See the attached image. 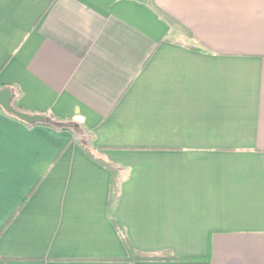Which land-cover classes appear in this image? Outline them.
<instances>
[{
    "label": "crops",
    "instance_id": "0c3cea01",
    "mask_svg": "<svg viewBox=\"0 0 264 264\" xmlns=\"http://www.w3.org/2000/svg\"><path fill=\"white\" fill-rule=\"evenodd\" d=\"M6 87L0 264H264V0H0Z\"/></svg>",
    "mask_w": 264,
    "mask_h": 264
},
{
    "label": "water",
    "instance_id": "95a60500",
    "mask_svg": "<svg viewBox=\"0 0 264 264\" xmlns=\"http://www.w3.org/2000/svg\"><path fill=\"white\" fill-rule=\"evenodd\" d=\"M12 92L10 88L0 89V107L5 109L8 113L15 115L19 119L25 121L28 124L38 123L45 120V116L41 114H29L15 110L12 107Z\"/></svg>",
    "mask_w": 264,
    "mask_h": 264
},
{
    "label": "trees",
    "instance_id": "16d2710c",
    "mask_svg": "<svg viewBox=\"0 0 264 264\" xmlns=\"http://www.w3.org/2000/svg\"><path fill=\"white\" fill-rule=\"evenodd\" d=\"M12 95H13V98H12V107L15 109V110H18V111H21V112H23L20 108H19V106H18V104H17V99L15 98V97H17L15 94H14V92H12ZM6 113H8L5 109H3ZM8 115H10V116H12V117H14V118H16V119H19V118H17L15 115H13V114H10V113H8ZM48 121V116L47 115H45V120L44 121H42V122H38V123H31L30 125H35V124H47L46 122ZM115 192V190L113 189L112 190V193L113 194H115L114 193ZM125 242H126V245H127V248H128V253H129V255H128V257L131 259V260H137V259H141V260H148V259H154V258H160L161 256L160 255H157V254H149V253H144V252H141V251H139V250H136L132 245H131V243H130V241L127 239V238H125Z\"/></svg>",
    "mask_w": 264,
    "mask_h": 264
},
{
    "label": "snow or ice",
    "instance_id": "6c2138e0",
    "mask_svg": "<svg viewBox=\"0 0 264 264\" xmlns=\"http://www.w3.org/2000/svg\"><path fill=\"white\" fill-rule=\"evenodd\" d=\"M3 164V158H2V156H0V165H2Z\"/></svg>",
    "mask_w": 264,
    "mask_h": 264
}]
</instances>
